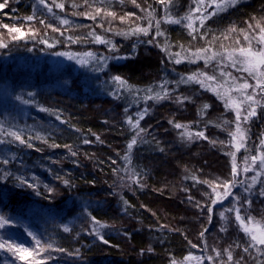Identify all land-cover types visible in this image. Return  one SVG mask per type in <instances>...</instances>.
I'll list each match as a JSON object with an SVG mask.
<instances>
[{
    "label": "trees",
    "instance_id": "16d2710c",
    "mask_svg": "<svg viewBox=\"0 0 264 264\" xmlns=\"http://www.w3.org/2000/svg\"><path fill=\"white\" fill-rule=\"evenodd\" d=\"M49 1L53 2L0 0L4 6L0 28L53 27L55 33L49 40L60 50L80 42L74 31L68 30L76 26L71 15L66 13L63 20L49 12ZM189 2H96L111 11L125 10L136 21L137 16L140 21L148 13L158 16L165 3L174 21L180 22L159 24L157 50L142 41L123 44V37L110 33L115 37L114 48L133 55L114 63L101 61L96 53L89 67L102 63L104 71L94 76L89 71H77L79 75L72 69L64 71L48 59L13 56L9 44L0 47V216L7 221L0 227V242L32 250L31 257L22 260L6 247L0 248V264H31L33 259H42L43 264H258L260 259L245 256L254 253L248 243L242 254H234L230 230L211 242L205 238L208 227L195 224L194 214L206 203L208 218L215 207L209 198L211 187L204 181L215 182L225 172L234 126L221 103L210 94L195 96L189 108L205 116L200 128H206L209 139L183 146L170 126L176 116L174 108L168 103L153 106L155 114L140 119L131 100L144 93L155 97L163 89L187 94L192 88L177 84L176 73L181 71L172 73L174 57L163 59L161 46L177 49L213 40L225 27L249 16L263 17L264 25V0H248L208 21L198 19L189 28L190 23L183 19ZM65 20L67 28L59 25ZM83 27L86 40L78 45L83 51L90 50L86 45L92 41L94 49L108 50L111 37L107 34L111 31L96 24ZM102 33H107L106 37L97 41L94 37ZM106 77L112 82L104 84L108 92L102 93L91 81ZM115 77L125 83L112 79ZM165 81L171 89L169 85L159 87ZM180 116L183 120L185 115ZM129 120H138L143 131L141 145L127 151L136 132ZM11 132L25 143L15 140ZM255 213L261 214L264 225V210L259 206Z\"/></svg>",
    "mask_w": 264,
    "mask_h": 264
},
{
    "label": "rangeland",
    "instance_id": "374dc122",
    "mask_svg": "<svg viewBox=\"0 0 264 264\" xmlns=\"http://www.w3.org/2000/svg\"><path fill=\"white\" fill-rule=\"evenodd\" d=\"M189 1V7L183 16V19L187 24L190 23L193 26V23L198 19L208 21L212 17H218L220 14L226 13L227 10L235 5L248 0H236V3L231 6H226V0ZM96 2L110 3L113 2V0H87V2H85V0H55V3L49 1L50 5H48V9H51L52 13L57 15V17L60 18L61 16L64 20L67 15L66 13L71 15L70 19L76 24L75 27H70L68 24L63 23V21H60L59 25L64 28L69 26L68 30L74 31L75 39L76 37L80 39V42L73 43V46L77 45L76 47H66L67 49L63 47L64 50H60L54 44H51L49 39L53 38L52 33H55V28L47 27L46 25L15 27L19 29L18 32L10 31L12 28L7 29L2 26L0 28V32L3 33H0L1 43L9 44L8 49L14 54L13 56L19 58H35L40 61L41 59H48L51 64L59 65L64 71L69 69H72V72L74 73H77V71L79 73H88L89 71L91 72V75L94 76L101 74V72L104 71L102 63L95 64V67H89L90 62H93L92 60L96 59V53L98 59H101V61H112L114 63L120 61L123 62V59H129V56L133 55V53L131 54V51L129 55L127 54V51H123V54H121L118 46L114 48L112 42L116 36L123 37V44H131L133 42L134 44H137L142 41L147 43L148 47L157 50L156 39L161 35L157 34L159 31L156 26L157 22L160 24L163 22L167 23L174 21L172 13L165 3L160 5L161 13L158 16L156 15V12L152 14L148 13L143 15L144 18L140 21L137 16V23L135 16H132L131 13L126 12L125 10L124 12L118 10L111 11L103 7L104 5H98ZM58 4H63L64 7L61 9L57 7ZM218 5L221 7L218 8ZM3 7H0V11L3 10ZM81 9L82 13H80ZM97 10H99V14H97ZM56 12L60 13V15L56 14ZM77 12L79 14H77ZM108 12L113 13L114 17L106 15ZM89 14L94 16L95 19L89 18ZM77 17L85 21H79ZM185 17H190V19H185ZM257 21H260L261 25L264 26L263 17L249 16L243 21L225 27L220 36L213 40H203L198 42V44L189 43L188 46L179 47L177 49H172L166 44L164 45V48L161 46L160 49L163 52V55L161 56H164L163 59H171L174 57L171 59L174 63L171 65L172 73H176L178 69L181 71L180 73H176V78L178 80L177 84L179 85L181 82L182 85H186V88L190 86H192V88L190 87L191 89H189L187 94L177 93L176 89L169 92H167L166 89H163L159 91V95L164 96L166 93L167 96L164 99L149 98L154 97V95L144 93L142 95L137 94V97L131 98V100L133 101V106H136L134 111L136 110L135 112L138 115L144 114L143 117L145 115L155 114L153 112V106L159 107L163 103H168V106L170 105L171 108H174L176 116H173L170 120L172 121L170 126L175 133H177V138L178 140H181L180 144L183 146H192L204 139H209V137H207L206 128H200L202 127L201 118L203 115H201L200 112H192L189 108L191 105L190 103H194L195 99H197L195 96L199 94L203 93V96L210 94L214 100L221 103L222 111H224L227 119H232L231 122L234 126L232 133L236 131L237 123H239L240 128L244 133V139L240 140L239 136H237V139L234 140L232 135H230V140L228 141V158L224 160L225 172L220 178L216 179L215 182L211 183L212 187L209 190L211 191L209 198L210 200L215 201V207L212 209V214L209 218L205 215L206 213L204 214L205 205L208 204L204 202V204L206 203L204 208H201L202 210H200L199 213L194 214L195 224L198 222L200 227L203 225L208 227V234H206L205 238L206 241L211 242H214L216 239L218 240L219 235H222L225 230H230L232 232L230 237H233L236 245V248L233 249L234 254H242L244 252L242 247L245 243H248V245L254 250V253L245 254V256H251L253 260L260 259L257 263L263 264L264 245L252 241L251 235L243 231L241 222L236 219L237 213L233 209L239 210V215L243 218L244 225L251 229L252 234L259 235L260 232H264L263 220L260 217L261 214L258 216V214L255 213L259 206L264 210V204L262 205L259 203V201H262V203L264 202V171L260 169L259 160L255 162V165H253V161L251 160L252 156L259 157L264 155V146H262V141H264V92L261 91L260 87H256L257 80L264 81V77L257 74V78L254 79L248 72L241 70L242 66L240 64L233 66L232 62L227 58L228 53L231 52L232 49L248 46V42L245 41L244 35L242 34L245 30L249 34L254 49L258 50L264 48V44L258 43L256 39H251L253 35L259 36V29L254 27ZM88 23L89 25L96 24L97 26H102L104 31H111L109 34H99L100 38L106 37V34L109 38L111 37L108 50L106 47L101 49L96 47V49H94L96 45L93 41L91 42L92 44L88 43V45H86L87 48L90 47V50L88 49L89 51L87 52L83 51L84 49H81V46H78L83 45V40H86V34L83 30L85 27L83 26L88 25ZM249 24H252L253 28L249 29ZM112 28H117L118 30L114 31ZM136 28L147 29V34H144L143 32H135L134 30ZM233 28L235 31H230V29ZM112 32L115 37L110 34ZM236 41H239V44H237ZM203 49H207V51H201ZM110 51H113L114 53L111 55ZM45 53H48L49 56L44 58L42 54ZM61 53H63V55H60ZM177 53L179 55H177ZM194 53H198V55H193ZM30 55H32V57H30ZM209 57H211V59H209ZM235 58L239 59L238 56ZM177 60H179L180 63H176ZM261 71H264V66H262ZM79 73L77 74L79 75ZM194 75L197 76V79L191 81L187 79L189 76ZM205 77H214V79H206ZM109 79L111 78L106 77L104 80L98 81L97 79H94L91 82L93 83L95 81L98 88L104 93L103 91L108 92V90H105L106 87L104 84H110V82H112ZM198 81H202V83ZM245 82H247L250 87L248 89L240 88L239 86ZM173 84L176 85V83ZM167 85H169V83L165 81L161 83L159 87ZM169 87L171 89L172 85L170 84ZM249 94L253 95L254 101H258V103L254 104L253 101L247 100L246 96ZM112 95L113 94L110 96ZM237 105L239 106L238 108ZM250 105L255 107L256 115L249 117L245 122L243 117L249 110ZM185 108H188L191 113L186 112ZM237 111L241 113V119L239 122L236 120ZM181 114L185 115L183 120L180 119ZM204 118L205 116L202 119ZM176 124H180L182 127L177 128L175 127ZM135 130L136 132L131 137L129 143H131L133 137H135L136 143L131 149L127 147V151L132 150L135 145H141V132L137 136L136 133L139 131V128ZM198 132H203L205 138L197 137L196 133ZM188 133L192 134L191 139L188 138ZM236 145L242 146L237 149ZM233 154L235 155L234 163L237 169L236 174L232 171ZM245 168H251L252 170L246 172L244 171ZM258 172L259 175L257 174ZM224 182H232L227 189L230 193L229 195H225L226 189L223 186ZM213 188H215V191H213ZM221 213H223V217L221 216ZM249 217H252L253 219L249 221ZM92 223L91 228H94L96 225L94 226V223ZM26 257H31V255ZM241 257L244 256L241 255ZM214 264H218V262Z\"/></svg>",
    "mask_w": 264,
    "mask_h": 264
},
{
    "label": "snow or ice",
    "instance_id": "6c2138e0",
    "mask_svg": "<svg viewBox=\"0 0 264 264\" xmlns=\"http://www.w3.org/2000/svg\"><path fill=\"white\" fill-rule=\"evenodd\" d=\"M41 2H43V0H41ZM85 2H87V0H85ZM131 2L133 4H135L136 3V0H131ZM161 2H163V0H161ZM53 3H55V0H53ZM235 3H236V0H226V6H231V5L235 4ZM45 6H47V5H45ZM136 6L139 7L138 4ZM0 7H3V4H0ZM57 7H59V8L62 9L64 7V5L63 4H58ZM220 7L221 6L218 5V8H220ZM49 11H51V9H49ZM97 14H99V10H97ZM106 15L113 16L114 17V14L111 13V12L106 13ZM89 18L95 19V17L94 16H91L90 14H89ZM28 19L31 20L32 17H28ZM185 19H190V17H185ZM172 22L179 23L180 21L179 20H176V21H172ZM41 23H43V21H41ZM63 23H67V21L65 20V21H63ZM156 26H157V29H159V22H157V25ZM5 27H7V26H5ZM188 27L189 28H192V25L189 24ZM254 27L259 29V36L253 35L251 37V39H256L258 43L264 44V26L261 25V22L260 21H257ZM251 28H253V25L252 24H249V29H251ZM10 31L18 32L19 29L12 28V29H10ZM134 31L135 32H143L144 34H147V31L148 30L147 29H142V28H136ZM230 31H235V29L234 28L233 29H230ZM157 34H161V33H159V31H158ZM242 34L244 35L245 41L248 42V46L247 47H243L242 46V47H239V48L232 49V51L228 53L227 58L229 59V61L232 62V65L233 66H236L237 64H240L242 66V69L241 70L248 72L249 75H252L254 79L257 78V74L259 76L264 77V71H261L262 66H264V48H260L258 50L254 49L252 47L251 40L249 38L248 32L245 30V31H243ZM94 38L97 41H100V37L99 36H95ZM225 38H227V37H225ZM236 43L239 44V41H236ZM5 46L6 45L0 43V47H5ZM201 51L206 52L207 49H203ZM60 55H63V53H61ZM177 55H179V54L177 53ZM193 55H198V53H194ZM236 56H238L239 59H236L235 58ZM69 58H71V57H69ZM209 59H211V57H209ZM176 63H180V61L177 60ZM198 75H203V74H198ZM205 78L206 79H214V77H205ZM115 79L117 81H119L121 84H124L125 83L124 81H122L120 79V77H115ZM187 79L189 81H191V80L197 79V76H195V75L194 76H189ZM198 82H201L202 83V81H198ZM239 87L242 88V89H248L250 87V85L247 82H245L242 85H240ZM256 87H260L261 91L264 92V81H261V80L258 79L257 80ZM166 96H167V94L165 93L164 96H161V95L157 94L156 97H149V98L164 99V98H166ZM246 99L249 100V101H253L254 104L255 103H258V101H254L253 95H251V94L247 95L246 96ZM206 107H207V105H205V108ZM238 107L239 106L237 105V108ZM143 115L144 114H141L140 115V119H143ZM255 115H256L255 107L252 106V105H250L249 106V110L247 111L246 115H244L243 119L246 122L249 117L255 116ZM240 119H241V113L239 111H237V113H236V120H237V122H239ZM128 123L130 125H132L133 129H137L138 128V125H139V121L138 120L135 123H133L131 120H129ZM175 127L180 128V127H182V125L176 124ZM142 131H143V129H139V131H137L136 135L138 136L140 134V132H142ZM9 135L12 136L15 140H18L21 144H24L25 143V141L23 139H21L20 135H18L16 132H11V133H9ZM230 135H232V137H233L234 140L237 139V136H239V139L240 140H243L244 139V133L241 130L239 123H237L236 131L234 133H230ZM196 136L199 137V138H205L203 132L196 133ZM188 138L189 139L192 138V134L191 133H188ZM97 140H99V137H97ZM0 143H2V141H0ZM135 143H136V139H135V137H133L131 143H129V145H128V148L131 149L132 146ZM241 146L242 145H236L237 149H239V147H241ZM262 146H264V141H262ZM28 147H32V145L31 144H28ZM73 154H75V153H73ZM232 158H233V168H232V171H233L234 174H236L237 169H236V165L234 163V161H235V155L234 154H233ZM251 160L253 161V165H255V162L257 160H259L260 169L262 171H264V155H261L259 157L252 156L251 157ZM251 170H252L251 168H245L244 169V171H246V172L247 171H251ZM257 174L259 175V172ZM23 183H25V182L24 181H21V184H23ZM204 183H208L209 186L212 187L211 182L204 181ZM231 183L232 182H224V185L223 186L226 189L225 195H229L230 194L227 191V189L230 187ZM28 186L29 187H32V185H28ZM213 191H215V188H213ZM0 196H3V193H0ZM233 210L236 211V213H237L236 219L241 222V226L243 228V231L245 233H248V234L251 235V240L252 241H255L258 244L264 245V232H260L259 235L252 234L251 233V229L249 227H247V226L244 225V220L239 215V210L238 209H233ZM221 216L223 217V213H221ZM248 219H249V221H251L253 218L252 217H249ZM5 223H7V221L5 220V218L2 217V216H0V227H3ZM96 223H98V221H96ZM65 231H68V229L65 228ZM201 235H203V233H201ZM101 239H102V237H101ZM36 243H37V245H39L40 244V241L37 240ZM105 243H107V241H105ZM5 247L9 251H13L16 254H19L20 255V258L22 260L26 256L32 255V250H30L28 248H25V247L19 246V245L13 246L12 244L7 243L6 241L5 242H0V248H5ZM49 247H51V246L49 245ZM245 251H248V249L245 248ZM39 255H40V253H37V256H39ZM231 259H232V257H231V254L229 253V260H231ZM31 264H43V260L42 259H33L31 261ZM173 264H175V261H173ZM237 264H239V262H237Z\"/></svg>",
    "mask_w": 264,
    "mask_h": 264
}]
</instances>
